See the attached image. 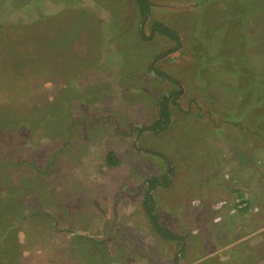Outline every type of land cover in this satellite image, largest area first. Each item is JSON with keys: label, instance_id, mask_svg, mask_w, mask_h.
I'll return each instance as SVG.
<instances>
[{"label": "rangeland", "instance_id": "374dc122", "mask_svg": "<svg viewBox=\"0 0 264 264\" xmlns=\"http://www.w3.org/2000/svg\"><path fill=\"white\" fill-rule=\"evenodd\" d=\"M149 1L0 0V264H264V0Z\"/></svg>", "mask_w": 264, "mask_h": 264}, {"label": "trees", "instance_id": "16d2710c", "mask_svg": "<svg viewBox=\"0 0 264 264\" xmlns=\"http://www.w3.org/2000/svg\"><path fill=\"white\" fill-rule=\"evenodd\" d=\"M136 4L138 5L140 15L142 22H145L146 19L150 16L151 14V8H152V2L149 0H135ZM156 34L165 36L173 41H176L178 45L180 44V39L179 36L176 32H174L172 29L169 27L165 26L163 23L154 21L151 24V35L154 36ZM143 35V34H142ZM181 95L180 91L174 92L173 93V98L171 96L169 97H164L160 104H159V118L151 128L152 131H160L164 130L167 126L168 123L170 122V113H169V104L173 100H176L179 96ZM169 184L168 177H163V178H153L148 181V190L146 193V201L144 202V206L147 210V213L149 215V218L155 227V230L158 234H160L164 239L166 240H174L176 239L175 236H173L172 233H170L167 229L162 227L159 224L158 217L155 216L154 210H153V205L154 203L152 201V195L151 192L155 190L157 187H167Z\"/></svg>", "mask_w": 264, "mask_h": 264}]
</instances>
